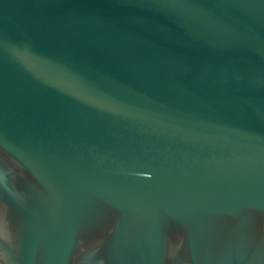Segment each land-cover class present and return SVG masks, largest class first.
<instances>
[{"label":"water","instance_id":"water-1","mask_svg":"<svg viewBox=\"0 0 264 264\" xmlns=\"http://www.w3.org/2000/svg\"><path fill=\"white\" fill-rule=\"evenodd\" d=\"M0 264H264V0H0Z\"/></svg>","mask_w":264,"mask_h":264}]
</instances>
